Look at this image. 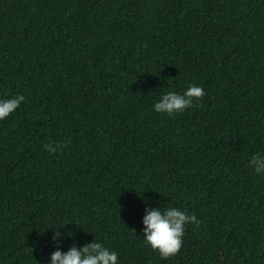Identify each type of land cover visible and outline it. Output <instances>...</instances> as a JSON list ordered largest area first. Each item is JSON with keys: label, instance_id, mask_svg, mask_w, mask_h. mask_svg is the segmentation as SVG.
<instances>
[{"label": "trees", "instance_id": "1", "mask_svg": "<svg viewBox=\"0 0 264 264\" xmlns=\"http://www.w3.org/2000/svg\"><path fill=\"white\" fill-rule=\"evenodd\" d=\"M190 85L205 92L192 107L153 110ZM17 94L0 121V264L93 240L119 264H264L250 164L264 153V0H0V99ZM169 205L200 223L162 258L142 220Z\"/></svg>", "mask_w": 264, "mask_h": 264}, {"label": "clouds", "instance_id": "2", "mask_svg": "<svg viewBox=\"0 0 264 264\" xmlns=\"http://www.w3.org/2000/svg\"><path fill=\"white\" fill-rule=\"evenodd\" d=\"M204 95V89L197 85H190L182 93L166 91L154 102L153 110L169 116L183 113ZM25 100L24 94L0 99V121L14 113ZM62 147V144L51 141L44 145L48 152H56ZM250 164L257 174L264 175V153L252 156ZM199 223L195 213L189 214L186 209L172 205L166 208L146 209V215L142 220L143 240L162 258H168L180 251L186 227L189 224ZM60 238L59 231H54L53 240ZM48 264H119V260L116 251L105 247L101 241L93 240L82 247L73 244L67 251L55 250Z\"/></svg>", "mask_w": 264, "mask_h": 264}]
</instances>
